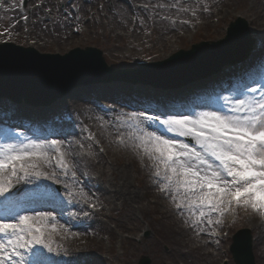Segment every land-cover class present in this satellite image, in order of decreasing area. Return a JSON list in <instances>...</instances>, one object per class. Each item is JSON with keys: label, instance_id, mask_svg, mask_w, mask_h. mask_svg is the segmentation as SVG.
I'll use <instances>...</instances> for the list:
<instances>
[{"label": "rangeland", "instance_id": "374dc122", "mask_svg": "<svg viewBox=\"0 0 264 264\" xmlns=\"http://www.w3.org/2000/svg\"><path fill=\"white\" fill-rule=\"evenodd\" d=\"M88 1L89 2L86 0H61V2L58 0H0V44L10 42L24 48H33L41 54H56V42L66 34L71 35L69 34V30L65 31L63 28L64 24H69L70 26L69 22L71 21L81 30L82 35H73L75 37L73 39L74 44L70 46L66 52L75 48H95L101 52L102 58L108 67L115 70H133L140 64H147L149 61H139L132 66L126 65L124 61L141 59L145 55L160 51L167 39L176 38V36L172 35L175 31L173 30L175 25L168 24L163 20H177L181 23L184 22L194 26L192 31L190 30V32L186 33L188 38L195 37L194 40L190 44L179 46L169 55L171 56L180 50L187 51L195 44L222 39L225 35V29L237 17L245 21L250 20L247 17L244 18L246 15L243 13H248L251 17L255 16L258 19H264V0H187V2L186 0H132L137 6L147 10H139V15L132 17V25H130L128 24V18L123 19L122 15H120V9L122 8L116 6V0H112L111 2H109V0H100L99 2H94V0ZM223 1H226L227 4V14L225 7L222 9L223 14L221 16L216 17V14L212 15L211 12L210 15L208 14V11L212 10L216 4L220 8L223 7L220 5ZM172 5H176V7ZM181 5H183V7ZM180 7L187 8L188 11L178 12L175 10V8ZM83 9H91L90 13L93 14L92 18L89 19L85 17L81 13ZM162 10H166V13H163ZM193 10H195V15H193ZM19 13L21 14L19 15ZM188 14H192L191 18H197V20L192 21L191 18L189 19ZM222 16L224 17V21L220 23V29L224 30L223 35L217 39H205V35H213V32L218 29L216 26L219 25V19ZM136 19L140 21V24L135 21ZM195 24H199V29H195L197 27ZM180 28L182 29V26ZM250 36L255 40L254 36ZM34 40L39 46H30ZM50 45H52L53 48H50ZM259 47V44L256 45L255 41L250 51L252 54L257 48L258 52L255 58L260 57L261 53H264V48L259 51ZM169 56H167V58ZM160 61L162 60L154 62ZM254 67H256L255 64H252L251 67L246 69V72L241 73L239 77H237L236 74H232L231 68L226 69L228 67H225L227 72L224 76L217 78L211 77L204 80L203 83L206 84V88L209 92L204 91L198 96V99L204 100L207 97L214 98L216 96L214 90L217 91L222 85L229 86L232 82H239L242 76L252 74V71L255 70ZM93 75L101 78L106 77L96 72L88 76ZM139 78L142 82H137L136 84L122 81L80 84L71 89L66 96L47 107H32V105L26 104L24 101L16 105L17 108L29 111L41 110L47 112L48 114H46L44 118L49 124L53 123L51 131H53L54 134L62 133V131L64 132L66 123L68 125L72 124L75 118L81 123L79 126L80 134L71 143V146L75 154V162H73V164L77 172V179L83 180L85 186H88L91 190H95L92 191V197L93 203L97 206L95 209H92L84 204V208H87L88 211L95 212V210L99 208L95 198V196L98 195L97 190L100 189L105 193L106 190H109V187L112 186V182H117L115 176H112V170L120 171L126 159H138L131 150L125 149L115 143L117 135H111L107 130L100 128V125L102 126L106 123L112 124L114 122L113 118L107 120V118L97 116L95 119L96 122H94L96 124H93L91 115L82 112L83 105H85L87 109H89V106L95 109L99 103L106 105L102 99L98 100L99 95L96 89L95 92L88 91L96 86L109 89L110 87L112 88V86L121 85L137 93L140 90H146V88L156 90L155 92L159 93L166 89L162 87L153 88L149 84H145L144 80H152L158 85H172L173 83L171 80L167 79V76H162L154 80L152 77L146 75ZM175 89H182V87ZM207 93H209V95L206 96ZM74 94L82 95L84 97L82 100L83 103L77 102V96H74ZM140 96L141 95H138V98L142 97L141 100L146 101L143 98L144 96ZM72 99L74 103L70 105L71 103L69 102ZM0 103L5 104L0 110V120H3L11 115L10 110H6L5 107L12 102L1 98ZM53 106L55 110L52 111ZM1 126L6 129H13L14 133L24 131L16 125L2 124ZM46 126L48 125L46 124ZM81 145H83V147H81ZM97 153H99L98 157ZM138 162L139 164L136 165L135 163L133 166L127 165L126 168L130 172V176L135 178V181H131V185H133L135 191L148 192V197L142 204L145 206L149 203V206L141 213H136L137 220L134 218L132 221L131 218L129 220L126 218L128 215L127 210L122 212L119 210H112L108 213V207L110 205L106 201L108 196H99V199H103L106 202L102 203V208L104 207L106 213L103 211L101 214H95L99 220L105 223L103 226L106 225L107 229L104 230L101 224H97L95 235L100 239V243H93L88 240L87 248L84 249L85 254L87 255L91 251L92 255L100 257L103 261H98L97 264H107L108 260L104 261L105 257H112V260L115 261L114 264H138L142 257L149 258L151 264H171L172 262L178 264H201V262L198 261V256L203 253L202 251L206 246L200 242L202 236L195 237V235H193V232L197 228L186 224L185 217H182L178 213L169 197L158 190L157 183L152 175V169L147 166V169L140 170L138 166L142 167L143 163H141L139 159ZM144 163L148 165V161L145 160ZM102 173H104V176L101 175ZM42 183L49 184L47 182ZM51 187L60 192L62 196L64 195L63 184H54L51 185ZM18 188L24 190L27 187L26 185H19ZM130 190H132L131 186ZM149 200L150 202L157 201L158 205H152ZM115 219L122 222L121 227L136 226L135 228L137 230L133 235L135 244L123 246V249H121L118 241L112 242L114 251L110 254L108 252L104 253V247L108 249L110 246L108 229L117 227L114 223ZM223 219L224 224L218 229H220L224 238H213L212 247H210L209 251L214 254L217 250L219 253L220 260L215 264H234L229 253L232 236L239 230L247 229L250 232L253 244V241H255L258 236V232L252 230L249 225L251 220L250 210L245 211L243 208L237 209L234 223L226 224L228 219H234L232 215H226ZM121 227H117L119 231H122ZM73 229L74 228L71 230ZM182 232L185 233L181 234ZM189 233L192 235L189 239L181 237V235ZM128 234L130 235V233L123 231L122 237L125 238ZM86 237L88 238V236ZM57 240H59V238H57ZM71 240H73V238H71ZM255 243H257V240ZM212 249L216 250L212 251ZM205 252L207 251L205 250ZM252 253L255 264H264V247H253ZM181 259L184 260V262Z\"/></svg>", "mask_w": 264, "mask_h": 264}, {"label": "snow or ice", "instance_id": "6c2138e0", "mask_svg": "<svg viewBox=\"0 0 264 264\" xmlns=\"http://www.w3.org/2000/svg\"><path fill=\"white\" fill-rule=\"evenodd\" d=\"M225 91L216 93L206 110L188 104L116 117L115 143L141 163L148 161L158 190L197 235H216L226 215L235 222L239 208L264 219V72L259 79L242 76ZM69 177L75 182L77 172L63 140L14 132L0 138V264H56L45 250L62 247L57 238L78 235L60 222L56 210L63 214L77 198L97 206L82 187L67 182ZM42 181L63 184L65 194ZM69 215L75 220L80 213Z\"/></svg>", "mask_w": 264, "mask_h": 264}, {"label": "bare ground", "instance_id": "6f19581e", "mask_svg": "<svg viewBox=\"0 0 264 264\" xmlns=\"http://www.w3.org/2000/svg\"><path fill=\"white\" fill-rule=\"evenodd\" d=\"M59 2H61V0H58ZM87 2H89L88 0H86ZM97 1L99 2L100 0H94V2ZM104 1V0H102ZM112 0H109V2H111ZM190 1V0H188ZM217 1V0H214ZM227 1V0H226ZM226 1H223L220 5H222L223 7H219L217 4V6L215 5L214 8L212 10L208 11V14L210 15V12L213 14H216L217 16H221L223 14L222 9L225 7L226 8V14H227V4ZM187 2V0H186ZM229 3V2H228ZM184 4V3H183ZM116 6L121 7L122 9H120V15H122L123 19L124 18H128V24L132 25V17H136L138 14L139 10H147L145 8H141L139 6H137L135 3H133L132 0H116ZM183 7V5H181ZM39 8V7H36ZM181 9L183 8H175L176 11L178 12H183L181 11ZM91 9L86 10L83 9L81 11V13L85 16L88 17L89 19L92 18L93 14L90 13ZM170 11V10H169ZM173 11V10H172ZM163 13H166V10H162ZM175 12V11H174ZM169 13V12H168ZM176 14V12H175ZM174 14V15H175ZM244 15H246L244 18H249L250 20H247L246 23L248 24V29H249V33L250 35L254 36L255 41H256V45L259 44V51L264 48V19H258L257 17H251L250 15H248V13H243ZM20 15V13H19ZM189 19L191 18L192 14H188ZM263 19V20H262ZM191 20H197L191 18ZM138 24H140V21H138L137 19L135 20ZM164 22H167L168 24H174L175 26L173 27L174 33L172 34L173 36H176V38L173 39H167V41L164 43L163 47L160 49V51H156L155 53L152 54H148L145 55L143 58L141 59H132V60H127L124 61V63L126 65L132 66L133 64H137L139 61H145V62H154L157 60H163L166 59L167 56H169L171 53H173L179 46L183 45V44H190L195 37H187L186 33L190 32V30H193L194 26H191L188 23H184V22H179L177 20H163ZM222 21H224V17H220L219 19V25H217L216 27L218 28L215 32H213V35H205L204 38L205 39H210V38H214L217 39L218 37H220L221 35H223L224 30L220 29L221 28V24ZM69 24L66 25L64 24L63 28L64 30H69V34L71 35H64L63 38L59 39L56 42L55 45V52L57 54L63 55L70 46H72L73 43V39L75 38L73 35H82L81 30L76 27L74 25V22H69ZM197 25V27L195 29H199V24H195ZM182 26V29L180 28ZM125 28L127 29V27L125 26ZM133 31V30H132ZM185 35H184V33ZM239 44H241V40L239 42ZM35 45L39 46L37 44V42H34L32 44H30V46H34ZM50 48H53L52 45H50ZM223 49L225 48H221V49H207V50H203L200 51V53L198 55H194L192 57H189L186 62H180L179 64L169 67L167 68L165 71H168L169 69H172L171 71H175L177 73L182 72H189L190 71H194V69H196L199 66V63H203L206 60L214 57L216 54H218L219 52H221ZM257 48L256 51L254 50L251 54V56L248 57L247 60H245L244 62H242L239 65H236L234 67H232L231 72L232 74H236L237 77L241 76V73L246 72V69H249V67H251L252 64H255L256 67L254 71H252V74H249L251 76H253L256 79H259L260 74L262 72H264V60H260L259 57L255 56L257 55ZM193 69V70H191ZM227 71L224 70L222 72H220V74L213 76L214 78L216 77H221L224 76V74ZM223 78V77H222ZM207 80V79H204ZM204 80L202 81H198L195 83H192L191 85H187L185 87H182V89H172V90H165L163 92H159L156 93V90L153 89H149L146 88L143 90H140L137 92H134L132 90H130L128 87L126 86H121V85H115L112 86V88L110 87L109 89H104L101 86H96L95 88H93L92 90L88 91V92H95V89L99 95V99H102L105 104L99 103L98 106L95 107V109H93L94 107H90L89 109L86 108L85 105H83V113H89L91 115V119H93V124H96L94 122H96V117L100 116L103 118H107V120L109 118H113L114 122L112 124H103L102 126L100 125L101 129L107 130L108 133H110L111 135H118L117 132V126H118V121L116 120V117L119 116L121 113H128L131 111H147L148 114H158L159 111H161L164 106H169V107H179L182 110V106L184 105H188L191 104L193 105V107L195 108V110H206L207 106H212L211 105V101L215 99L211 98V97H207L204 100H199L198 96H200V94H202L204 91L209 92L208 89L206 88V84L203 83ZM232 80V79H230ZM235 81V80H234ZM237 82L235 83H230V85H222L220 87V89H218L217 91L214 90L216 93H220L221 95H227L228 92L225 90L230 89L232 86H234ZM108 85V84H106ZM256 86V85H255ZM107 87V86H106ZM141 93H145V94H141ZM138 95L144 96L143 98L146 101H142L141 98H138ZM209 95V93L206 94V96ZM74 96H77V102L79 103H83V99L84 97L82 95H78V94H74ZM65 101V100H64ZM63 101V102H64ZM73 99L70 100L69 103H71L70 105H72L74 103ZM95 102V101H94ZM204 102V103H201ZM67 103V104H69ZM149 103V104H146ZM77 104V103H76ZM95 104V103H94ZM4 103H0V110L3 108L2 106H4ZM82 105V104H81ZM6 110H10L12 112L11 115L7 116L5 119L0 120V138H3V136L8 133V132H13V129H6L5 127L1 126L2 124H11L19 126L22 130L24 131H20V132H16L18 134H24L28 137L31 138H36V139H42V138H47V139H60L63 140L65 143V147L67 148V150L70 153V159L72 160V162H75V154L73 153V149L71 146V143L78 137V135L80 134L79 132V126L81 123H79L77 121V118L74 119L73 123L68 125L66 123V126H64V132L62 131V133L59 134H54L53 131H51V127L53 128V123L49 124V122H47L45 120L44 117H46V114H48L47 112H43L41 110H26V109H22V108H17V107H11V106H6L5 107ZM55 110L54 106L52 108V111ZM89 111V112H88ZM63 120V117H62ZM65 122V121H63ZM46 124L49 126H46ZM24 127V128H23ZM92 127V126H91ZM158 127L157 125L153 124V128ZM123 129H121L122 131ZM66 131V133H65ZM95 146V145H94ZM99 153H97V157H98ZM136 165L139 164L138 159L135 160V158H132V160H124L123 165L121 167L120 171H113L112 170V176L116 178L117 182L114 183L112 182V186L109 187V190H106L105 193H103L100 189L97 190L98 195L95 196L97 202H98V209L95 210V212L93 211H88V209L84 208V203L77 200L76 202H74L71 205L66 206L63 214H61L59 212V210L57 211V216L58 219L60 220L61 223H66V225L68 227H70L71 229L74 228L73 230H71L74 233H78V235L76 236H69V238L64 239V240H57V242L59 244L62 245V247L57 248L54 252L52 253H47V251L45 250L46 255L50 258L51 261L56 262V264H97L98 261H103L100 257H95V255L88 253L87 255L85 254L84 249L87 248V242H89L88 240H90L93 243H100V239L95 235V231H96V227L97 224H101L102 225V229L106 230L107 227L106 225L103 226V224H105L104 222H102L101 220H99L96 216L95 213L101 214L104 211V207L102 208V203H106L103 199H99V196H105L107 195L108 197L106 198V201L110 204L109 205V209H108V213H110L112 210L113 211H117L119 210L120 212L127 210L128 211V215L126 216L127 220H129L130 218L133 219L135 218L137 220L136 217V213H141L142 211H144V209L146 207L149 206V203H147L145 206L142 204V202L148 197V192H137L135 191V189L133 188V185H131V181H133L135 178L130 176V172L127 170L126 166L127 165ZM138 168L140 170H145L147 169V165L146 163L143 162V166H138ZM102 176H104V173L101 174ZM101 177V176H100ZM114 180V179H113ZM115 181V180H114ZM135 181V180H134ZM42 182H47L51 185L52 184L50 181H42ZM67 182L70 185H74L76 188H80L82 187L84 192L92 198V202H93V197L92 191H95L94 189L91 190L90 188H88V186H85L83 180H78L76 179L75 182H73L71 180V178L69 177V179L67 180ZM130 186L132 188V190H130ZM27 188L32 187V185H26ZM65 188L63 190V194H65ZM109 191V192H108ZM164 194V193H163ZM79 199V198H77ZM100 201V202H99ZM150 202V200H149ZM152 205H158L157 201H153L150 202ZM39 210H51L48 208H41ZM83 211H87L89 212V216L84 217L82 215ZM106 213V211H104ZM69 213H80V216L78 219L73 220L71 218V216L69 215ZM62 217V218H60ZM111 217V216H110ZM64 218V219H63ZM129 222V221H128ZM115 225L117 227H121V221L115 219ZM227 224V222H226ZM249 225L251 226L252 230L257 231L258 232V236L255 239V241H253L252 244V248H256L258 246L264 247V219H261L258 214L252 213L251 212V220L249 222ZM117 227H113L108 229L109 231V238H110V246L108 247V249H106L104 247L103 251L108 252L109 254L112 253L114 251V247H113V243L118 241L120 244L121 249H123V246H127L129 244H135V242L133 241V235L136 232V226L132 225V226H125V227H121L122 231H119V228ZM76 228V229H75ZM218 229V228H217ZM90 230V232H89ZM197 230L196 229L193 232V235L196 236H202L200 239V242L205 244V249L202 251L203 253L199 254L198 256V261L201 262V264H215L217 262H219L220 260V256L219 253L217 252L216 249H212L216 250V253L212 254L209 249L210 247H212V238L213 235H208V234H204L201 233L200 235H197ZM123 231H126L127 233H130V235L128 234L127 237H122V233ZM90 233V234H89ZM185 232H182L181 234H183ZM132 234V235H131ZM88 236V238L86 236ZM192 236L190 233L189 234H185V235H181L182 238H187L189 239V237ZM85 237V240H84ZM194 237V238H195ZM71 238H73V240H71ZM203 240V241H202ZM257 240V243H255ZM197 241V240H196ZM113 242V243H112ZM199 242V241H197ZM86 243V244H85ZM256 244V245H255ZM54 248H56V245H53ZM205 250L207 252H205ZM111 258V259H110ZM105 257L104 261H107V264H114L115 261L112 260V257ZM207 260H206V259ZM117 259V258H116ZM182 260V259H181ZM184 262V260H182ZM168 264V263H166ZM171 264H178V263H171ZM263 264V263H262Z\"/></svg>", "mask_w": 264, "mask_h": 264}, {"label": "water", "instance_id": "95a60500", "mask_svg": "<svg viewBox=\"0 0 264 264\" xmlns=\"http://www.w3.org/2000/svg\"><path fill=\"white\" fill-rule=\"evenodd\" d=\"M240 40H249L247 24L242 19H237L231 24L228 36L217 43H202L193 46L190 52H179L162 63L142 65L136 71L146 69H165L172 67L179 59L196 55L197 51L211 46L223 49L219 54L223 57L216 61L199 63L194 71L177 73L169 71L167 79L172 85H158L157 87L178 88L199 78H205L222 69L223 65L235 63L245 56L248 48L235 50ZM212 59V58H211ZM193 70V69H191ZM109 74L110 77L88 76L93 73ZM136 72H131V74ZM112 75V77H111ZM126 72L111 70L106 67L101 53L95 49H75L65 56L39 54L33 49L22 48L11 43L0 45V98H9L20 103L21 101L31 105H49L63 97L74 87L80 84L106 82L111 80L128 81L132 83L142 82L133 77H124ZM88 76V77H84ZM160 84V83H159ZM235 264H255L252 253V238L248 230H240L233 236L230 247ZM138 264H150L147 257H142Z\"/></svg>", "mask_w": 264, "mask_h": 264}]
</instances>
